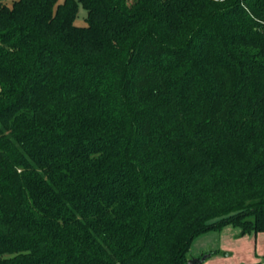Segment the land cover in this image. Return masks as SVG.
Segmentation results:
<instances>
[{
	"label": "trees",
	"instance_id": "trees-1",
	"mask_svg": "<svg viewBox=\"0 0 264 264\" xmlns=\"http://www.w3.org/2000/svg\"><path fill=\"white\" fill-rule=\"evenodd\" d=\"M226 225L264 231V0L0 3V264H187Z\"/></svg>",
	"mask_w": 264,
	"mask_h": 264
},
{
	"label": "rangeland",
	"instance_id": "rangeland-1",
	"mask_svg": "<svg viewBox=\"0 0 264 264\" xmlns=\"http://www.w3.org/2000/svg\"><path fill=\"white\" fill-rule=\"evenodd\" d=\"M14 0H0V3L11 5ZM63 0H57L61 3ZM134 0H128L132 3ZM86 11L79 6L75 24L85 23ZM206 245V250L214 251L200 264H258L264 262V231L257 233L240 234L238 228L226 225L219 233L212 232L208 235L196 237L190 247L187 257H198L192 254L201 246ZM192 250V252H191ZM207 252V251H206ZM205 253V252H204Z\"/></svg>",
	"mask_w": 264,
	"mask_h": 264
},
{
	"label": "crops",
	"instance_id": "crops-1",
	"mask_svg": "<svg viewBox=\"0 0 264 264\" xmlns=\"http://www.w3.org/2000/svg\"><path fill=\"white\" fill-rule=\"evenodd\" d=\"M238 230H239V229H238ZM212 232L219 233V231H209V232L204 233V234H201V235H199V236L208 235V234H210V233H212ZM199 236H198V237H199ZM195 239H196V238H195ZM195 239H194V240H195ZM194 240H193V241H194ZM193 241H192V243H193ZM191 245H192V244H191ZM206 248H207L206 245H203V246L200 247V249H198V251L196 250V251L194 252V250H193V252H192V250H191V252H192V254H193L194 256H198L199 254H202V253H204V252H206V251L209 250V249L206 250ZM209 256H210V255H209ZM209 256H208V257H209Z\"/></svg>",
	"mask_w": 264,
	"mask_h": 264
},
{
	"label": "water",
	"instance_id": "water-1",
	"mask_svg": "<svg viewBox=\"0 0 264 264\" xmlns=\"http://www.w3.org/2000/svg\"><path fill=\"white\" fill-rule=\"evenodd\" d=\"M209 256V254H204L201 257H191L188 259L187 264H200L202 263L207 257Z\"/></svg>",
	"mask_w": 264,
	"mask_h": 264
},
{
	"label": "built area",
	"instance_id": "built-area-1",
	"mask_svg": "<svg viewBox=\"0 0 264 264\" xmlns=\"http://www.w3.org/2000/svg\"><path fill=\"white\" fill-rule=\"evenodd\" d=\"M258 264H264V262L263 261H260Z\"/></svg>",
	"mask_w": 264,
	"mask_h": 264
}]
</instances>
